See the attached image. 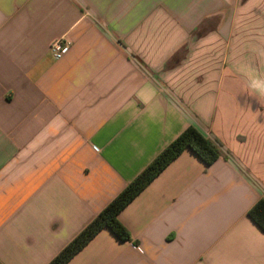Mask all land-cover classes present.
<instances>
[{
	"label": "crops",
	"instance_id": "0c3cea01",
	"mask_svg": "<svg viewBox=\"0 0 264 264\" xmlns=\"http://www.w3.org/2000/svg\"><path fill=\"white\" fill-rule=\"evenodd\" d=\"M67 38L60 61L53 41ZM264 0H0V264H50L191 127L190 150L69 264H264Z\"/></svg>",
	"mask_w": 264,
	"mask_h": 264
},
{
	"label": "trees",
	"instance_id": "16d2710c",
	"mask_svg": "<svg viewBox=\"0 0 264 264\" xmlns=\"http://www.w3.org/2000/svg\"><path fill=\"white\" fill-rule=\"evenodd\" d=\"M221 145L211 141L197 128H187L180 137L169 145L126 189L110 203L96 219L84 229L50 264H69L103 230L110 229L124 243L132 241L131 235L120 222L121 213L185 151L190 150L207 166L222 157ZM248 217L264 233V200H260Z\"/></svg>",
	"mask_w": 264,
	"mask_h": 264
},
{
	"label": "built area",
	"instance_id": "2783aa9c",
	"mask_svg": "<svg viewBox=\"0 0 264 264\" xmlns=\"http://www.w3.org/2000/svg\"><path fill=\"white\" fill-rule=\"evenodd\" d=\"M71 50V42L67 38H61L53 41L50 46V52L55 61L62 60L69 54Z\"/></svg>",
	"mask_w": 264,
	"mask_h": 264
},
{
	"label": "clouds",
	"instance_id": "9594fccd",
	"mask_svg": "<svg viewBox=\"0 0 264 264\" xmlns=\"http://www.w3.org/2000/svg\"><path fill=\"white\" fill-rule=\"evenodd\" d=\"M251 87H253L254 89H256L257 91L264 93V79H253L251 81Z\"/></svg>",
	"mask_w": 264,
	"mask_h": 264
}]
</instances>
